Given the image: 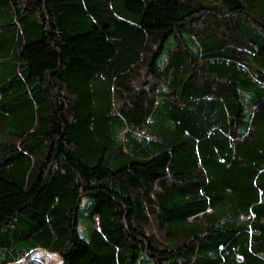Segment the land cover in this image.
Returning a JSON list of instances; mask_svg holds the SVG:
<instances>
[{
    "label": "trees",
    "instance_id": "obj_1",
    "mask_svg": "<svg viewBox=\"0 0 264 264\" xmlns=\"http://www.w3.org/2000/svg\"><path fill=\"white\" fill-rule=\"evenodd\" d=\"M39 249L264 264V0H0V264Z\"/></svg>",
    "mask_w": 264,
    "mask_h": 264
},
{
    "label": "rangeland",
    "instance_id": "obj_2",
    "mask_svg": "<svg viewBox=\"0 0 264 264\" xmlns=\"http://www.w3.org/2000/svg\"><path fill=\"white\" fill-rule=\"evenodd\" d=\"M91 200L90 198H85L83 200L81 209H80V228L83 237H88L87 229L90 227V219L88 214L91 209ZM12 264H63V259L58 253H52L44 249H39L33 251L27 258H25L20 263ZM146 264H151L147 262Z\"/></svg>",
    "mask_w": 264,
    "mask_h": 264
}]
</instances>
